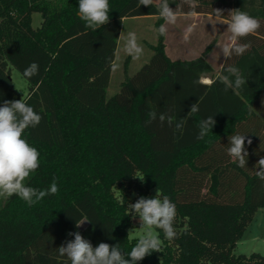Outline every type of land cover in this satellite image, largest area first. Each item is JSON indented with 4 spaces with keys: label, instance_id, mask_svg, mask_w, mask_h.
<instances>
[{
    "label": "trees",
    "instance_id": "1",
    "mask_svg": "<svg viewBox=\"0 0 264 264\" xmlns=\"http://www.w3.org/2000/svg\"><path fill=\"white\" fill-rule=\"evenodd\" d=\"M168 2L178 14L220 9L229 19L240 9L260 21L257 33L239 41L250 48L224 63L247 79L242 89L225 91L217 80L222 70L215 75L207 60L214 41L192 60H172L156 31L149 60L107 97L124 19L154 15L158 29L164 23L158 3L109 0L108 23L93 31L80 19L79 0H0V106L23 98L41 115L24 133L40 154L25 183L44 190L55 179L58 187L32 206L18 196L0 199V264H70L58 253L74 240L70 232L127 255L137 242L127 232L130 204L153 187L176 205L177 235L167 240L157 229L161 252L137 264H264L259 252L235 251L264 208V181L256 175L264 158V0ZM34 12L43 18L38 27L31 24ZM32 62L39 74L28 79L23 71ZM12 67L29 83L25 97L14 87ZM206 75L213 84L195 83ZM196 103L199 111L189 114ZM152 111L157 119L148 123ZM161 113L173 118L171 126L161 124ZM210 115L212 131L197 139L199 122ZM180 119L184 127L176 130ZM236 134L245 135L244 168L227 155ZM81 219H88L86 230L76 227Z\"/></svg>",
    "mask_w": 264,
    "mask_h": 264
},
{
    "label": "clouds",
    "instance_id": "2",
    "mask_svg": "<svg viewBox=\"0 0 264 264\" xmlns=\"http://www.w3.org/2000/svg\"><path fill=\"white\" fill-rule=\"evenodd\" d=\"M139 6H152L154 0H138ZM158 16L164 20L156 31L160 36H166L168 25L175 24L178 18L177 11H173L169 6L168 0H160L156 5ZM110 5L109 0H79L78 13L80 19L85 22L87 28L95 31L100 26L109 21ZM215 15L223 17L222 10L215 9ZM230 18L221 20V23L227 24L228 41L217 45L223 56L230 59L233 55H243L249 48L248 43H239L241 38L257 33L261 27L258 19L250 16L247 12L240 9L232 10L229 13ZM190 31V29H189ZM124 52L133 59H138L143 54L142 46L137 42L135 32H129L124 42ZM118 65L112 64V70L116 71ZM222 74L217 76V80L224 85V90L229 89L237 92L247 83L239 68L233 65L221 66ZM39 74V64L32 62L23 71L25 78L31 79ZM195 83L209 86L214 83L211 79L201 78ZM199 111L198 103L193 104L189 114ZM148 123L157 119L155 111L148 113ZM159 121L163 124L165 121L171 126L173 118L166 114H159ZM42 117L38 114L23 98L13 101H5L0 106V199L7 200L13 196L20 197L29 206H32L42 200L47 195H54L58 192L55 179L48 189L40 190L27 186L25 181L30 174L34 173L39 165V151L33 147L24 137L25 131L39 125ZM216 121L210 115L199 122V132L197 139H203ZM185 124L184 119L175 123L176 130H182ZM250 145L252 141L249 139ZM227 155L232 163L238 167L247 166L249 153L245 150V135L236 134L229 137ZM257 177L264 181V158H260L256 164ZM141 180L143 178L137 177ZM130 212L133 218L139 217L141 229H146L137 238V242L131 248V251L125 255L118 245L111 246L108 243L101 242L95 248L91 242L86 240L79 232L68 233L74 236V240L66 242L58 248V253L62 257H67L70 264H137L153 252H161L162 241L159 234L153 229L163 231L164 238L172 240L177 232L174 228L176 217V205L167 195H161L157 191L155 198H145L141 196L137 202L130 204ZM88 219L77 220L76 227L79 228Z\"/></svg>",
    "mask_w": 264,
    "mask_h": 264
},
{
    "label": "rangeland",
    "instance_id": "3",
    "mask_svg": "<svg viewBox=\"0 0 264 264\" xmlns=\"http://www.w3.org/2000/svg\"><path fill=\"white\" fill-rule=\"evenodd\" d=\"M42 21L43 18L40 13L34 12L32 14L31 24L33 27L40 26L42 24ZM132 27L136 28L137 42L143 48V54L138 59H133L123 50L124 42L128 34V29ZM122 28V37L120 39L119 45L117 46L116 56L113 62V64L118 65V68L116 71L112 70L110 82L106 91L107 97H110L111 95L119 91L120 83L125 78L126 74L133 75L143 65V61L149 60L151 55L154 53V50L147 44V42L154 44L157 40L156 27L152 20L129 18L127 19V21H125ZM144 39H146L147 41ZM11 78L14 87L18 90L20 96L25 97L28 93V81L14 67L11 68ZM157 191L158 188H151L146 198H155ZM257 216V220L253 223L254 225L247 229L241 239L238 241L235 250L236 253L250 254L252 252H259L264 255V211H260ZM87 227V221H85L80 226L82 230H86ZM140 227L141 223L139 217H132V225L127 229L130 239L138 238V236L146 230L141 229ZM153 231L159 234L157 229H153Z\"/></svg>",
    "mask_w": 264,
    "mask_h": 264
},
{
    "label": "crops",
    "instance_id": "4",
    "mask_svg": "<svg viewBox=\"0 0 264 264\" xmlns=\"http://www.w3.org/2000/svg\"><path fill=\"white\" fill-rule=\"evenodd\" d=\"M159 1L160 0H154V3H158ZM131 18L152 20L154 25L157 19L154 15ZM127 19L129 18L124 19L122 27ZM221 20L227 19L222 17L218 18L215 15L204 13L178 14L176 23L167 26L168 31L164 40L166 54L172 60H192L201 55L206 46L214 41L212 48L207 53V60L214 69V74H219L221 66L224 65L226 58L223 56L217 45L227 42L229 35L226 32L228 27L227 24L221 23ZM122 29L118 39V45L122 37ZM129 32L136 33L137 31L135 27H132L128 29V33ZM147 44L151 47L155 43L152 44L147 42ZM143 62L146 63L147 61ZM202 78L212 80L210 75L203 76ZM260 211H264V208L257 211L248 229L254 225L253 223L257 220V215Z\"/></svg>",
    "mask_w": 264,
    "mask_h": 264
}]
</instances>
